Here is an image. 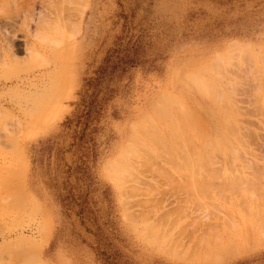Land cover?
<instances>
[{"label": "rangeland", "instance_id": "obj_1", "mask_svg": "<svg viewBox=\"0 0 264 264\" xmlns=\"http://www.w3.org/2000/svg\"><path fill=\"white\" fill-rule=\"evenodd\" d=\"M0 38V264H264V0H0Z\"/></svg>", "mask_w": 264, "mask_h": 264}, {"label": "bare ground", "instance_id": "obj_2", "mask_svg": "<svg viewBox=\"0 0 264 264\" xmlns=\"http://www.w3.org/2000/svg\"><path fill=\"white\" fill-rule=\"evenodd\" d=\"M7 1H9V0H7ZM25 1H26V0H25ZM29 1H30V0H29ZM62 1H63V0H62ZM65 1H66V0H65ZM71 1H72V0H71ZM59 2H61V1H59ZM57 3H58V2H57ZM61 3H62V2H61ZM70 3H72V2H70ZM58 5H59V4H58ZM6 6H7V5H6ZM65 6H66V4H65ZM3 7H4V6H3ZM3 7H2V9H3ZM12 8H13V7H12ZM56 8H57V7H56ZM61 8H63V7H61ZM57 9H58V8H57ZM63 9H64V8H63ZM55 10H56V9H55ZM60 10H62V9H60ZM13 11H14V10H13ZM62 11H63V10H62ZM60 12H61V11H60ZM61 14H63V13H61ZM61 14H60V13L57 14V17H58L59 19H60V17H59L58 15L62 16ZM75 14H76V13H75ZM63 15H64V14H63ZM62 17H63V16H62ZM60 20H62V18H61ZM60 20H59V21H60ZM70 21H71V20H70ZM55 22H56V18H55ZM50 23H51V22H50ZM59 24H62V22H60ZM66 24H67V23H66ZM66 24H65V25H66ZM53 26H54V25H53ZM61 26H62V25H61ZM54 27H55V26H54ZM56 27H57V26H56ZM63 27H64V26H63ZM57 28H58V27H57ZM52 29H53V28H52ZM4 38H5V37H4ZM49 38H50V37H49ZM3 40H4V39H3ZM0 41H1V38H0ZM8 41H9V39L7 40L6 43H9ZM11 41H12V40H11ZM2 42H3V41H2ZM4 42H5V41H4ZM4 42H3V44H4ZM53 42H54V41H53ZM11 43L14 45L13 42H10L8 45H10ZM240 44H241V43H240ZM240 44H239V45H240ZM5 45H6V44H4V46H5ZM239 45H238L237 48H236V44L233 45V50L236 49V50H238V52L244 51V48H245V47H244V46L241 47V46H239ZM10 46H11V45H10ZM6 47L8 48V46H6ZM26 47H27V46H26ZM10 48H11V47H10ZM230 48H232V46H231ZM230 48H229V49H230ZM234 48H235V49H234ZM8 49H9V48H8ZM236 50H235V51H236ZM229 51H231V49H230ZM235 51H234V52H235ZM226 52H227V51H226ZM226 52H225V53H226ZM231 52H233V51H231ZM230 54H231V53H230ZM230 54H229V55H230ZM235 54H236V52H235ZM225 55H227V54H225ZM235 56H236V55H235ZM235 56H234V57H235ZM237 56H238V55H237ZM239 56H240V55H239ZM229 57H230V56H229ZM229 57H228V58H229ZM256 57H257V56H256ZM218 58H219V57H218ZM225 58H226V57H225ZM237 59H238V58H237ZM219 61H221V60H219ZM211 62H213V61H211ZM232 62H233V61H232ZM232 62L230 61V63H232ZM215 63H216V61H215ZM217 64H218L219 67H220V68H218V70L221 71V66H220L221 63L219 64V62H217ZM227 64H228V63H227ZM209 65H210V64H209ZM233 66H234V65H233ZM259 66H260V65H259ZM211 67H212V66H211ZM237 67H238V66H237ZM207 68H208V67H207ZM212 68L215 70L217 67L214 68V65H213ZM223 68H224V64H223ZM223 68H222V69H223ZM226 68H227V66H226ZM238 68H239V67H238ZM210 69H211V68H210ZM232 69H233V67H232ZM198 70H199V69H198ZM204 70H205V69H204ZM206 70H207V69H206ZM216 70H217V69H216ZM233 70H234V69H233ZM212 71H213V70H212ZM225 71H227V70H225ZM258 72H259V70H258ZM224 73H225V72H224ZM250 73H251V72H250ZM260 73H261V72H260ZM202 74H203V73H202ZM226 74H227V73H226ZM237 74H238V73H237ZM218 75H219V74H218ZM197 76H198V75H197ZM220 76H221V73H220ZM236 76H237V75H236ZM261 76H262V75H261ZM192 77H196V76H192ZM199 77H200V76H198V78H199ZM230 77H231V76H230ZM259 77H260V76H259ZM188 78H189V77H188ZM223 78H226V75H224V77H222V79H223ZM232 78H233V77H232ZM241 78H242V77H241ZM254 78H255V77H254ZM260 78H261V77H260ZM199 79H200V78H199ZM201 79H203V78H201ZM219 79H220V78H219ZM227 79H228V78H227ZM233 79H234V78H233ZM262 79H263V78H262ZM243 80H244V79H243ZM253 80H254V79H253ZM259 80H260V79H259ZM263 80H264V79H263ZM197 81H198V80H197ZM212 81H213V80H212ZM234 81H235V80H234ZM239 81H240V80H239ZM260 81H261V80H260ZM191 82H192V80H191ZM193 82H194V80H193ZM199 82H200V80H199ZM203 82H204V81H203ZM213 82H215V81H213ZM223 82H225V81L223 80ZM229 82H230V81H229ZM262 82H263V81H262ZM195 83H196V81H195ZM200 83H201V82H200ZM215 83H216V82H215ZM215 83H214V84H215ZM245 83H246V81H245ZM204 84H205V83H204ZM208 84H209V83H208ZM208 84H207V81H206V86H207V87H209ZM210 84H211V83H210ZM223 84H224V83H223ZM229 84H230V83H229ZM229 84L226 85V83H225L226 86H228ZM255 84H256V83H255ZM216 85H217V84H216ZM225 85H224V86H225ZM246 85H247V84H246ZM197 86H198V85H197ZM200 86H201V84H200ZM202 86H204V85L202 84ZM226 86H225V88H227ZM229 87H230V86H229ZM239 87H240V86H239ZM209 88H210V87H209ZM211 88H213V87H211ZM222 88H223V87H222ZM198 89H200V88H198ZM214 89L216 90V87H214ZM214 89H212V90H214ZM219 89H220V88H219ZM227 89H228V88H227ZM229 89H230V88H229ZM236 89H237V88H235V90H236ZM262 89H264V88L262 87ZM215 90H214V91H215ZM217 90H218V89H217ZM220 90H221V89H220ZM235 90H234V91H235ZM255 90H257V87H256ZM210 91H211V89H210ZM231 91H232V88H231ZM263 91H264V90H263ZM201 92H202V91H201ZM212 92H213V91H212ZM212 92H211V93H212ZM216 92H217V93H216L215 95L218 96V91H216ZM227 92L229 93L230 91L228 90ZM235 92H236V91H235ZM240 92H241V91H240ZM250 92H251V91H250ZM204 93H205V92H204ZM214 93H215V92H214ZM220 93H222V92H220ZM257 93H258V92H257ZM205 94H206V93H205ZM213 95H214V94H212V96H211L212 98H213ZM219 95H220V94H219ZM229 95H230V94H229ZM253 95H254V94H253ZM263 95H264V94H263ZM226 96H227V95H226ZM230 96H231V95H230ZM251 96H252V95H251ZM255 96L257 97V95H255ZM218 97H220V98L222 97V98H223L222 95H220V96H218ZM227 97H228V96H227ZM249 97H250V96H249ZM253 97H254V96H253ZM256 97H254V98H256ZM259 97H260V96L258 95V98H256V99H259V100H260L261 97H260V98H259ZM220 98H219V99H220ZM222 98H221L220 100H222ZM263 98H264V97H263ZM169 99H170L169 96H164V100H165V101L168 102ZM214 99H215V98H214ZM219 99H218V100H219ZM228 99H230V98L228 97ZM249 99H250V98H249ZM256 99H254V101H255ZM236 100H237V99H236ZM222 101H224V100H222ZM232 101H233V100H232ZM256 101H257V100H256ZM224 102H225V101H224ZM250 103H251V102H250ZM262 103H263V102H262ZM262 103H261V104H262ZM223 104H224V103H223ZM227 104H228V102H227ZM251 104H252V103H251ZM225 105H226V103H225ZM249 105H250V104H249ZM263 105H264V104H263ZM223 106H224V105H223ZM256 106H257V105H256ZM229 107H230V105H229ZM261 108H262V107H261ZM171 109H172V108H171ZM242 109H243V108H242ZM169 110H170V109H168V108H166V109L157 108V112H158V113H161V115H168V114L170 113ZM178 111H179V110H178ZM188 112H189V111H188ZM170 116H173V115L170 114ZM170 116H169V117H170ZM178 116H179V115H178ZM216 116H217V115H216ZM164 117H165V116H164ZM176 117H177V116H176ZM184 117H185V116H184ZM164 119H165V118H164ZM221 119H222V118H221ZM223 119H224V118H223ZM226 120H228V119H225V121L223 120L224 123L226 122L225 124L223 123V121L221 122V124L226 126V128H227V132H228V130L231 131V134L234 132V136L236 137V133H235V130H236V129L233 130L234 127H236L235 124L231 121V123H233L234 126H233V125L230 126V125L228 124V123H230V122H228V121H226ZM202 121H203V120H202ZM217 121H218V120H217ZM241 121H242V120H241ZM201 123H202V122H201ZM231 123H230V124H231ZM202 124H203V123H202ZM219 124H220V123H219ZM149 125H150V124H149ZM151 125H152V124H151ZM205 125H206V124H205ZM146 126H147V125H146ZM201 126H202V125H201ZM228 126H229V127H228ZM232 126H233V128L231 129ZM170 127H171V125H170ZM202 127H203V126H202ZM202 127H201V128H202ZM222 127H223V126H222ZM155 128H156V127H155ZM155 128H154V126L144 127V128H143V131L146 132V133L149 135L148 138H149L150 140L152 139L153 142L155 143V145L158 146V145H160V142H159V141H160V138L158 137V136H159V133L157 132V129H155ZM176 128H177V127H176ZM223 128H224V127H223ZM202 130H203V129H202ZM220 130H221V129H220ZM225 130H226V129H225ZM175 131H176V130H175ZM177 131H178V130H177ZM232 131H233V132H232ZM219 132H220V131H219ZM178 133H179V132H178ZM181 133H182V132H180L178 136H180ZM229 133H230V132H229ZM243 133H244V132H243ZM150 134H151V136H150ZM171 134H172V133H171ZM176 134H177V133H176ZM174 135H175V133H174ZM216 135H217V134H216ZM237 135H239V134H237ZM171 136H172V135H171ZM175 136H177V135H175ZM225 136H226V135H225ZM181 137H183V134L181 135ZM184 137L186 138V135H185ZM184 137H183V138H184ZM175 138H176V137H175ZM178 138H179V137H178ZM187 138H188V137H187ZM243 138H245V137H243ZM210 139H211V138H210ZM225 139H226V138H225ZM228 139H230V138H228ZM246 139H248V138L246 137ZM189 141H190V140H189ZM211 141L214 142L213 140H211ZM216 141H217V140H216ZM218 141H219V140H218ZM218 141H217V142H218ZM229 141H230V140H229ZM232 141H233V140H232ZM161 142H162V139H161ZM177 142H178V141H177ZM186 142H187V140L185 139V140H184V143H185L186 146H185V147L183 146L184 148H187V150H192V149H194L193 147H194V145H196V144L191 145V142H190V145H188V142H187V143H186ZM217 142H216V143H217ZM227 142H228V140H227ZM180 143H182V142L179 141V144H180ZM165 144H166V143H165ZM180 145H181V144H180ZM182 145H183V143H182ZM187 145H188V147L190 146L191 148L189 149V148L187 147ZM235 145H236V144H235ZM165 146H167V144L164 145V147H165ZM213 146H214V145H213ZM213 146H212V147H213ZM244 146H245V145H244ZM136 147H137V146L135 145V147H134V148H131V149L129 150V152L132 153L133 155H134V154L136 155L137 153H139V151L137 150L138 147H137V148H136ZM159 147H161V146H159ZM167 147H168V146H167ZM167 147H166V148H167ZM235 147H236V146H235ZM140 148H141V147H140ZM161 148H162V147H161ZM233 148H234V147H233ZM175 149H176V153H177V152L179 153V151H177V148H175ZM206 149H207V150H206ZM208 149H209V147H208V148L206 147V148L204 149V150L206 151V153H205L204 150H203V148H202L203 153H205V155H204V154H202V155H204V156H208V153H207V152H209V151H210L209 153H212L211 150H212L213 148H210L209 151H208ZM217 149H218V148L216 147V150H217ZM236 149H237V147L235 148V150H236ZM144 150L147 151V152L149 153L148 156H149V159H151V157H153V154H152L148 149H146V148H143V150L141 151V153H143V154L139 153L138 155L141 154V156L144 155V156H142V157H145V154H144V153H147V152H145ZM184 150H185V149H184ZM216 150L213 149V151H216ZM230 150H231V149H230ZM168 151H169V150H168ZM171 151H172V150H171ZM194 151H196V150L194 149ZM194 151L192 150L191 152H189V153H190V157H192V161H193V157H194V160H195V158H196V156H195L194 154H197V152H196V153H193ZM218 151H220V147H219ZM172 152H173V151H172ZM148 153H147V154H148ZM183 153H184V151H183ZM192 153H193V154H192ZM147 154H146V156H147ZM169 154H170V152H169ZM173 154H174V153H173ZM178 155H179V154H178ZM180 155H181V154H180ZM180 155H179V156H180ZM191 155H194V156H191ZM170 156H171V155H170ZM173 156H175V155H173ZM173 156H172V157H173ZM182 156H183V155H181V157H179L181 161H182V159L187 160L186 158H187L188 154H187L186 157H184V158H182ZM184 156H185V155H184ZM257 156H258V155H257ZM142 157H141V158H142ZM163 157H164V155H163ZM165 157H166V156H165ZM167 157L169 158V156H167ZM167 157H166V158H167ZM208 157H209V156H208ZM208 157H203V159L201 158L202 160H201V159H200V160L205 162V160H206V161L208 160V159H206V158H208ZM173 158H175V157H173ZM173 158H169V160L167 159V161L169 162V161H171L170 159H173ZM181 158H182V159H181ZM188 158H189V156H188ZM204 158H205V159H204ZM213 158H214V157H213ZM247 158H248V157H247ZM126 159H127V158H126ZM145 159H146V161L148 160L146 157H145ZM209 159H210V158H209ZM259 159H260V158H259ZM141 160H143V158H142ZM152 160H153V159H152ZM152 160H151V162H152ZM173 160H174V159H173ZM175 160H176V159H175ZM175 160H174V161H175ZM189 160H190V159H189ZM210 160H211V159H210ZM210 160H208V163H209ZM249 160H250V159H249ZM146 161H143L142 164H143L144 162H146ZM187 161H188V160H187ZM187 161H185V162H187ZM261 161H263V160H261ZM117 162H118V161H117ZM129 162H130V161H128V164L131 165ZM131 162H132V159H131ZM133 162H134V161H133ZM149 162H150V161L148 160V163H149ZM155 162H156V161H155ZM158 162H159V161H158ZM165 162H166V161H165ZM172 162H173V161H172ZM182 162L184 163V161H182ZM190 162H191V161H190ZM194 162H196V160L193 161V164H195ZM199 162H200V161H199ZM210 162H211V161H210ZM176 163H177V162H176ZM191 163H192V162H191ZM191 163L189 164L190 166H191ZM200 163H201V162H200ZM120 164H122V163H120ZM123 164H124V163H123ZM140 164H141V163H140ZM145 164H147V163H145ZM157 164H158V163H157ZM172 164H173V163H172ZM184 164H185V163H184ZM184 164H183V165H184ZM196 164H197V163H196ZM204 164H205V163H204ZM204 164H203V162H202V165H204ZM124 165H126V164H124ZM138 165H139V164H138ZM173 165H174V164H173ZM179 165H180V164H179ZM186 165H187V163H186ZM200 165H201V164H200ZM202 165H201V166H202ZM206 165H208L207 162H206ZM131 166H133V165H131ZM135 166H136V165H135ZM229 166H230V165H229ZM229 166H228V167H229ZM231 166H232V164H231ZM231 166H230V167H231ZM246 166H247V165H246ZM179 167H180V166H178V168H179ZM181 167H182V166H181ZM183 167H184V166H183ZM196 167H198V166H196ZM205 167H207V166H205ZM205 167H204V168H205ZM209 167H210V164H209ZM215 167H216V166H215ZM220 167H221V166H220ZM228 167H227V168H228ZM230 167H229V168H230ZM186 168L188 169L189 167L186 166ZM210 168H211V167H210ZM187 169H186V170H187ZM207 169H208V167H207ZM212 169H215V168L212 167ZM136 170H137V169H136ZM189 170H191V169H189ZM189 170H188V171H189ZM193 170H194V168H193ZM193 170H192V171H193ZM196 170H197V168L195 169V171H196ZM208 170H209V169H208ZM210 170H211V169H210ZM259 170H260V169H259ZM108 171H109V169H108ZM137 171H138V170H137ZM195 171H193V173H194ZM206 171H207V170H206ZM229 171H230V170H229ZM256 171H257V170H256ZM109 172H110V171H109ZM111 172H112V173H111ZM111 172H110V173H111L110 175H113L114 179L117 180V182H119V183L122 182V181H124L126 178L130 177V175H131V171H130L129 169H126L124 166H121V165H120L118 168L111 169ZM196 172H197V171H196ZM213 172H214V171H213ZM215 172H216V171H215ZM219 172H220V171H219ZM251 172H252V171H251ZM260 172H261V171H260ZM181 173H182V172H181ZM188 173H190V171H189ZM193 173H192V174H193ZM248 173H249V172H248ZM255 173H256V172H255ZM255 173H254V174H255ZM184 174H185V173H184ZM195 174H196V173H195ZM209 174H210V173H209ZM213 174H215V173H213ZM219 175H221V174H219ZM262 175H263V174H262ZM185 176H186V175H185ZM209 176H210V175H209ZM212 176H213V175H212ZM217 176H218V175H217ZM221 176H222V175H221ZM254 176H255V175H254ZM187 177H188V176H187ZM189 177H190V175H189ZM257 177H258V176H257ZM261 177H264V176H261ZM192 178H193V177H192ZM122 179H123V180H122ZM228 179H229V178H228ZM247 179H248V178H247ZM257 179H258V178H257ZM195 180H196V179H195ZM195 180H194V181H195ZM203 180H204V178H203ZM203 180H202L201 182H203ZM226 180H227V179H226ZM235 180H236V179H235ZM258 180H259V179H258ZM206 181H207V180H206ZM206 181H204V182L206 183ZM213 181H214V180H213ZM219 181H220V180H219ZM222 181H224V180H222ZM231 181H232V180H231ZM245 181H246V180H245ZM199 182H200V180H199ZM204 182H203V183H204ZM224 182H225L226 185H227L228 180H227V182H226V181H224ZM259 182H260V181H259ZM194 183H197V182H194ZM232 183H234V182L232 181ZM165 184H166V183H165ZM213 184H214V183H213ZM221 184H222V183H221ZM228 184L230 185L229 182H228ZM247 184H249V183H247ZM183 185H184V183H183ZM201 185H202V184H200V186H201ZM218 185H219V184H218ZM223 185H224V183H223ZM176 186H177V185H176ZM197 186H199V185L197 184ZM200 186H199V189H200L201 187H202L201 189H203V186H204V185L201 186V187H200ZM206 186H207V185H206ZM224 186H225V185H224ZM233 186H234V185H233ZM235 186H237V182H236V185H235ZM255 186H256V185H255ZM156 187H157V186H156ZM182 187H183V186H182ZM209 187H210V185H209ZM174 188H175V187H174ZM176 188H177V187H176ZM176 188H175V189H176ZM195 188H196V187H195ZM211 188H212V187H211ZM232 188H233V187H232ZM261 188H262V187H261ZM188 189H189V188H188ZM188 189H187V190H188ZM205 189H207V188H205ZM215 189H216V188H215ZM218 189H219V188H218ZM220 189H221V188H220ZM229 189H230V188H229ZM256 189H257V186H256ZM178 190H180V189H178ZM222 190H223V189H222ZM226 190H227V189H226ZM234 190H235V189H233V191H234ZM199 191H201V190H199ZM199 191H198V192H199ZM205 191H206V190H205ZM209 191H210V190H209ZM217 191H218V190H217ZM237 191H238V190H237ZM254 191H255V190H254ZM135 192H136V191H135ZM166 192H167V191H166ZM183 192H184V191H183ZM201 192H203V190H202ZM206 192H207V191H206ZM218 192H220V191H218ZM229 192H231V189L229 190ZM174 193H175V192H174ZM203 193H204V192H203ZM258 193H259V192H258ZM180 194H182V193H180ZM199 194H200V193H199ZM241 194H242V193H241ZM252 194H253V193H252ZM156 195H157V194H156ZM222 195H223V194H222ZM177 197H178V196H177ZM226 197H227V196H226ZM241 197H242V196H241ZM241 197H240V198H241ZM149 199H150V198H149ZM181 199H182V198H181ZM243 199H244V198H242V200H243ZM239 200H240V199H239ZM157 201H158V200H157ZM194 201H195V200H194ZM233 201H234V200H233ZM240 201H241V200H240ZM252 201H253V200H252ZM246 204H247V203H246ZM253 205H254V204H253ZM195 206H196V205H195ZM244 206H245V205H244ZM177 207H178V206H177ZM241 208H242V207H241ZM254 208H255V207H254ZM257 208L259 209V207H257ZM254 210H255V209H254ZM169 211H170V210H169ZM186 211H187V210H186ZM258 212H259V214H260V211H258ZM263 212H264V211H263ZM141 213H142V212H141ZM148 213H149V212H148ZM261 214H262V213H261ZM144 215H145V214H144ZM177 215H178V214H177ZM182 215H183V214H182ZM182 215H181V216H182ZM258 216H259V215H258ZM174 218H175V217H174ZM255 219H256V218H255ZM156 221H157V220H156ZM172 221H173V220H172ZM263 221H264V220H263ZM156 223H157V222H156ZM263 223H264V222H262L261 225H262ZM149 224H150V223H149ZM157 225H158V224H157ZM208 225H211V224H208ZM153 226H154V225H151V226H149V228H147V230L149 229V231H150L149 234H150L151 237H152V235H154V236L157 235V234H156V231L158 230V229L156 228V225H155L154 227H153ZM258 226H259V225H258ZM155 228H156L157 230H156ZM169 228H170V227H169ZM144 229H145V228H144ZM147 230H146V231H147ZM263 230H264V229H263ZM263 230H262V231H263ZM167 231H168V230H167ZM258 231H259V230H258ZM262 231H261V232H262ZM151 232H152V233H151ZM259 232H260V231H259ZM158 234H159V232H158ZM259 234H261V233H259ZM159 235H160V234H159ZM262 235H263V237H264V231H263V234H261V236H262ZM154 236L152 237V239H154ZM156 237H157V236H156ZM180 237H181V236H180ZM202 238H203V237H202ZM261 238H262V237H261ZM215 241H216V240H215ZM263 241H264V240H263ZM207 244H208V243H207ZM207 244H206V243L203 244V245H205L203 249H205V248L207 249V248H208V247H207ZM225 244H226V243L223 244L221 241H218V240H217V241L215 242V249H216V250H217V249H218V250L220 249V251H221L223 248L226 247ZM229 247H230V246H229ZM229 247H228V248H229ZM195 249H196V247H195ZM208 249H209V248H208ZM208 249H207V250H203V251H206V253H207V252L209 253V252L211 251V249H210V251H208ZM216 250H215V252H217ZM194 251H195V250H194ZM206 253L204 252L205 255H206ZM213 253H214V252H213ZM229 253H230V252H229ZM231 253H232V252H231ZM216 254H217V253H216ZM216 254L214 253V256H216ZM202 255H203V253H202ZM218 256H219V255H218ZM203 258H204V257H203ZM207 259H208V258H207ZM212 259H213V258H212ZM204 260H205V258H204Z\"/></svg>", "mask_w": 264, "mask_h": 264}]
</instances>
